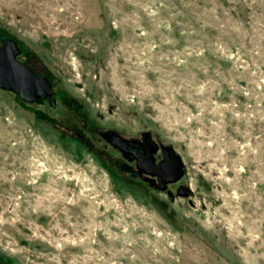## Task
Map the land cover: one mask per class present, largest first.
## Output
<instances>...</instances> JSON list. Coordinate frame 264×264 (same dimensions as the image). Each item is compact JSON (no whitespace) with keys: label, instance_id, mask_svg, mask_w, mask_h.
<instances>
[{"label":"rangeland","instance_id":"rangeland-1","mask_svg":"<svg viewBox=\"0 0 264 264\" xmlns=\"http://www.w3.org/2000/svg\"><path fill=\"white\" fill-rule=\"evenodd\" d=\"M8 39L55 105L0 89V264H264V0H0ZM107 130L174 149L173 197Z\"/></svg>","mask_w":264,"mask_h":264},{"label":"water","instance_id":"water-1","mask_svg":"<svg viewBox=\"0 0 264 264\" xmlns=\"http://www.w3.org/2000/svg\"><path fill=\"white\" fill-rule=\"evenodd\" d=\"M17 52L18 47L13 40L8 39L0 44V89L11 91L28 103L49 99L51 105L54 106L55 101L52 99L54 90L51 83L18 61ZM99 134L112 147L119 149L122 153L129 150L131 141L126 140L118 132L107 130ZM156 150L157 147L154 146L149 149L147 154H138L135 160L136 167L139 173L156 177L155 187L158 190H165L168 183L176 182L183 177L184 163L170 145L162 148L163 159L159 163H155L154 152ZM177 194L184 197L194 196V192L185 185L179 187Z\"/></svg>","mask_w":264,"mask_h":264},{"label":"flooded vegetation","instance_id":"flooded-vegetation-1","mask_svg":"<svg viewBox=\"0 0 264 264\" xmlns=\"http://www.w3.org/2000/svg\"><path fill=\"white\" fill-rule=\"evenodd\" d=\"M125 139L128 141H131V144L129 145V150L124 151V153H122L119 149H117V150L120 152V154L129 163H131V165H134V167L136 168V170H134L135 175H138V177H140L142 179L144 178L150 184V186H153L154 188H156L155 187V183L157 182L156 177H150L147 174L139 173L138 169L136 167V161L135 160H136V156L138 154H147V152L149 151V149L151 147L156 146L157 150L154 152L155 163H159L163 159L162 148L166 145L164 143H162V141L154 139L153 136H151V134H147V133L141 134L140 138L131 137V138H125ZM130 167H132V166H130ZM178 181H176V182H178ZM176 182H173V183H176ZM170 184H172V183H168L166 186V189L161 190V191H166L168 195L173 197V194L170 192V190H168V186ZM181 185H183V184H181ZM181 185L180 184L177 185V187H178V188H176L177 192H178V189ZM182 197H184V196H182ZM185 198L189 199L191 202H193L195 200V196H185Z\"/></svg>","mask_w":264,"mask_h":264}]
</instances>
